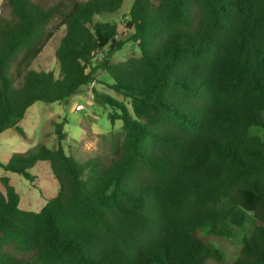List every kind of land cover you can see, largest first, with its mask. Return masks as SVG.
Instances as JSON below:
<instances>
[{
	"label": "trees",
	"instance_id": "16d2710c",
	"mask_svg": "<svg viewBox=\"0 0 264 264\" xmlns=\"http://www.w3.org/2000/svg\"><path fill=\"white\" fill-rule=\"evenodd\" d=\"M131 1L116 23L124 0H3L0 134L26 139L18 125L29 107L60 103L98 73L130 109L92 90L124 130L108 165L67 155L63 124L54 149L0 161L29 183V171L48 163L59 186L40 211H24L0 177V264L222 261L201 232L239 239L230 264H264V0ZM62 28L58 77L33 70ZM128 42L139 55L110 63Z\"/></svg>",
	"mask_w": 264,
	"mask_h": 264
},
{
	"label": "rangeland",
	"instance_id": "374dc122",
	"mask_svg": "<svg viewBox=\"0 0 264 264\" xmlns=\"http://www.w3.org/2000/svg\"><path fill=\"white\" fill-rule=\"evenodd\" d=\"M131 2V0H124L121 9L110 20L116 23L127 20ZM0 16L9 17L8 8L3 5V0H0ZM63 34L62 28L53 36L42 53L33 61L31 65L33 70L52 72L54 77H58L59 67L55 52ZM105 52L106 50L95 56L93 66L101 62ZM138 55L136 45L128 42L111 57L110 63L122 62ZM111 84V79L105 73H98L90 86L80 88L74 96L60 103H34L27 109L18 125L26 132V139L21 138L14 129H8L0 134V161L7 162L14 154L27 155L40 145L54 149L56 147L55 124H63L62 131L65 135L63 148L67 155L73 157L78 163L99 157L108 165L114 157L112 147L121 145L124 130L121 121L116 120L112 125L110 124L111 110L97 103L92 90L111 96L130 109L128 100L111 90ZM78 106L83 108L78 109ZM249 133L260 136L262 130L252 127ZM29 173L35 177L33 183H29L16 174L4 172L0 168V177L10 178L15 187L19 196V208L24 211L38 212L45 205L47 198L58 193L59 186L51 174L48 163L37 164ZM199 237L209 247L219 250L223 255L222 261L209 260L206 264H230L236 259L241 247L239 239L214 238L205 232L199 233ZM20 257L28 258L29 255H20Z\"/></svg>",
	"mask_w": 264,
	"mask_h": 264
},
{
	"label": "built area",
	"instance_id": "2783aa9c",
	"mask_svg": "<svg viewBox=\"0 0 264 264\" xmlns=\"http://www.w3.org/2000/svg\"><path fill=\"white\" fill-rule=\"evenodd\" d=\"M83 107L82 106H78V109H82Z\"/></svg>",
	"mask_w": 264,
	"mask_h": 264
}]
</instances>
